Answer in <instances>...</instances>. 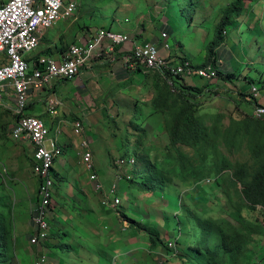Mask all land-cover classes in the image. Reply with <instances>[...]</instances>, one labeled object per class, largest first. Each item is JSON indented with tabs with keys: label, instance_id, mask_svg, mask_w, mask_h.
Segmentation results:
<instances>
[{
	"label": "rangeland",
	"instance_id": "374dc122",
	"mask_svg": "<svg viewBox=\"0 0 264 264\" xmlns=\"http://www.w3.org/2000/svg\"><path fill=\"white\" fill-rule=\"evenodd\" d=\"M4 1L0 0V5ZM75 1L79 4L75 18L60 23L56 28L71 25L73 27L70 30L77 29L90 34L92 29L103 27L116 31L119 23H124L129 26L138 25L142 32L146 35L154 34L155 38H159L166 29L172 28L175 32L174 40H171L172 47L175 41L176 45L187 49L192 57L191 62L196 67H201L209 63V44L214 39L216 27L223 14L229 10L233 0H200L199 7L193 13L183 14L176 29L171 17L175 16V11L171 16L165 12L167 10L162 0ZM126 21L129 23H125ZM224 37V44L216 52L215 58L222 62L219 67L222 68L227 63L232 67L231 71L234 69L238 79H247L249 85L245 88V96L251 101L250 104H245V109L248 113L252 112L262 106L259 104L260 100L264 101V0H247L242 17L226 29ZM44 48L46 45L42 40L36 51H42ZM178 53L184 52L178 50ZM141 69L146 71V75H152L155 80L159 79L158 73L150 72L144 67ZM222 71L220 72L225 77L226 70ZM220 76L218 71V77L213 79L212 83L224 87L220 92L231 97L232 94L226 92L234 88L230 81L239 84L241 80H221ZM75 79L61 83L59 88L62 89V95L77 102L78 89L73 81ZM142 82L145 88L143 92H119L118 89L106 92L102 95L106 101L94 103V107L83 113L91 120L86 121L82 136L73 133V137L68 138V163L63 166L62 177H54L59 206L54 203L49 220L51 235L39 247L31 245L35 236L33 219L38 205V183L32 173L34 151L29 145L16 142L11 137V129L16 122V104L13 91L11 88L7 90L9 92L6 94L9 95L0 104V200H8L12 208L13 253L6 262L0 264H34L40 256L47 258V264H103L108 258L111 264H197L189 262L191 259L185 257L182 249L185 238L189 239L190 243L200 239L198 219L204 222L210 217L222 216L231 220L229 212L239 208L242 209L241 215L245 219L257 225L263 224L264 211L260 208L255 211L244 208L239 188L232 186L228 179L217 178L216 175H210L203 181L193 182L189 186L170 178L155 192L138 191L124 180L119 190L122 205L116 209H105L100 204L93 208L97 194L93 189L90 173L85 171L83 165L79 147L81 138L90 142L96 172L106 192L117 180L118 175H125V168L117 163L119 160L135 156V170L138 173L142 169L144 172L146 162L152 166L162 163V167H165L162 162L164 157L169 153L175 156L174 150L170 152V149H167L170 146L168 114L164 124H161L162 117L152 115L154 108L149 106L148 102L151 100L150 95L154 93L153 86L146 87V82ZM252 84L257 86L259 91V97L256 99L248 90ZM160 87L169 90L166 83H162ZM205 94V97L210 98L209 93ZM237 97L239 100L244 98L239 94ZM208 103L213 107L203 108L207 126L214 124L210 115L213 111H223L230 118L233 111H238L235 103H231V108H227L228 104L222 100ZM67 108L66 104L62 106V113H66L71 119L72 115H69ZM41 109L35 108L33 112H40ZM73 111L82 115L78 109ZM77 120L81 119L74 117L71 121L75 123ZM225 121L220 124L222 130L233 123L230 119ZM53 132H50V138L53 137ZM219 150L233 164L250 163V156L245 147L231 150L221 142ZM61 157L62 160L65 159L66 154ZM149 171L145 173L143 183L149 184L157 176L149 174ZM134 176L136 183L141 182L136 174ZM126 216L136 222L134 227L127 221ZM182 222L185 228H182L183 231L180 230ZM263 233H260L261 237L253 235L248 264H264ZM150 236H156L153 238L155 243L159 238L161 244L157 243L155 248H151ZM169 243L172 246H169Z\"/></svg>",
	"mask_w": 264,
	"mask_h": 264
},
{
	"label": "built area",
	"instance_id": "2783aa9c",
	"mask_svg": "<svg viewBox=\"0 0 264 264\" xmlns=\"http://www.w3.org/2000/svg\"><path fill=\"white\" fill-rule=\"evenodd\" d=\"M79 4L75 0H5L0 5V104L3 93L11 88L14 93L17 121L11 129V137L16 142H25L33 148V175L38 182V205L34 214L35 236L31 241L33 247L43 245L51 235L50 216L54 203V164L63 155V148L50 138V130L45 121L39 117L26 114L32 94L43 91L58 80L76 78L93 59L98 49L107 45L114 52L117 47L131 44L127 64L132 70L144 66L149 71L162 72L173 77L198 78L209 81L218 77L219 59L207 66L196 67L190 60L172 55L169 35L161 34V46L156 42L134 43L127 34L99 29L90 40L72 44L59 58L40 56L31 68L26 56L35 52L45 33L58 24L75 18ZM172 84V83H170ZM173 85V84H172ZM254 98L259 97L257 87L252 89ZM59 102H48V111L57 115ZM253 116L264 118V106H258ZM84 123L77 120L73 124V133L82 136ZM80 154L85 171L90 173L94 189L101 194V205L116 209L122 205L119 196L120 184L134 179L137 158L130 156L117 163L125 168V175L117 180L106 192L96 172L94 155L90 142L81 138ZM125 226V230H126ZM169 246H172L169 243ZM47 258L40 256L34 264H47Z\"/></svg>",
	"mask_w": 264,
	"mask_h": 264
},
{
	"label": "trees",
	"instance_id": "16d2710c",
	"mask_svg": "<svg viewBox=\"0 0 264 264\" xmlns=\"http://www.w3.org/2000/svg\"><path fill=\"white\" fill-rule=\"evenodd\" d=\"M162 1L167 10L165 12H168L170 16L175 11V16H171L174 19V29H176L177 23H181L179 19L183 17L184 13H193L200 5V0ZM246 1L233 0L229 10L223 14L216 27L214 39L210 42L207 50L208 64L214 62L216 52L224 44L226 29L242 17ZM192 17L193 14L190 15L191 20ZM166 33L173 40L175 32L172 28L166 29ZM141 67L144 66H137L138 70L136 71H141ZM156 73L159 76L163 75L162 81L167 84L169 90L166 91L162 88L158 91L157 97L152 101L154 108L152 115L159 113L166 116L168 114L167 130L170 146L167 149H170V152L174 150L175 156L169 153L164 157L162 162L165 163V167H162V163L152 166L146 162L144 172L143 169L138 173L136 170L134 172L142 183H136L135 176L129 183L138 191L152 190L155 192L161 186L163 187L165 181L170 178L179 180L184 186H189L193 182L203 181L210 175H216L217 178L228 179L232 186L239 188L244 208L255 211L259 207L264 211V118L257 120L253 115H250L242 124L233 122L231 126L222 130L220 124L223 117L216 116L214 124L207 126L202 119L195 115L196 106H198L196 94L201 89L179 85L178 80L182 77H173L162 72ZM221 142L231 150L245 147L250 156V163L233 164L219 150ZM148 171L154 177L157 176L154 181L146 184L143 183L145 182L143 178ZM159 182L161 185H158ZM241 210L237 208L229 212L228 216L232 221L222 216L210 217L204 222L198 219L201 230L200 239L194 243H190L187 238L183 240L182 253L187 259H191L189 262L248 264L253 235L259 234L261 228L245 219L241 215ZM126 219L134 227L136 222L128 216ZM182 228L185 230L184 222L181 223L180 230ZM182 233L185 234V232ZM155 237L150 236L151 248H155L157 243L161 244L159 238L155 243V239H153ZM175 244H177L176 238ZM12 253V208L8 200H0V262H6ZM107 263L111 264L110 258L103 262V264Z\"/></svg>",
	"mask_w": 264,
	"mask_h": 264
},
{
	"label": "crops",
	"instance_id": "0c3cea01",
	"mask_svg": "<svg viewBox=\"0 0 264 264\" xmlns=\"http://www.w3.org/2000/svg\"><path fill=\"white\" fill-rule=\"evenodd\" d=\"M125 23H129V22L126 21ZM59 25L60 24H58V26ZM56 27L48 30L42 38L43 43H45L46 45V48H44L42 51H35L31 53L30 55L28 54L26 56V59L28 60L31 68L34 67V63L37 61V59L40 56H50V57L59 58L60 55L66 49H68L72 44L90 40L93 34H95L97 30H99V28L92 29V32L90 34H87L85 32H80L77 29L70 30L73 27L71 25L70 26L67 25L66 28L65 27L63 28V26H61L60 29ZM109 30L114 31L112 28H110ZM116 31L129 35L134 43L156 42V43H159V45L161 46V36L159 38H155L154 34L148 33L146 35L145 32H142L139 29L138 25L129 26L124 23H119L118 30ZM138 38H142V39H138ZM176 44L177 43H175L174 41V46L171 52L172 55L178 58H184V59H188L192 61L190 52H188L187 49L181 48L180 46ZM178 50L183 51L184 53L179 54ZM130 52H131V44H126V45L117 47L114 52H111L107 48V45H105L101 49H98L95 52L93 59L81 71V73L76 77V79L73 80L76 83L75 85L78 89L76 92L78 96L77 102L72 101L73 99L69 98V96L62 95V89L59 88V85L61 83L69 82L66 80H58L54 82L52 86L46 87L43 91L36 92L31 95L29 99V106L27 108L26 114L31 115V116H36V117L43 119L45 123L47 124L50 132L54 131L52 138L58 142L61 148H63V154L64 153L66 154L65 159L62 160V157H60L58 160H56L54 164L53 175L55 178L62 177V171L64 169L63 166L67 165L68 160H69L70 150H68L69 148L67 147V144L69 143L68 138L71 136L73 137L72 134H73V124L74 123H72L71 121L72 118L79 117L81 120H83L84 129H85L86 121H88L90 118L87 117L86 113L85 114L83 113L86 112L85 110H87L88 108L94 107V103L101 101V100H103V102L106 101L105 97H102L104 93L113 92L116 89H118L119 92H125V91L127 92L128 90L132 92L133 91L143 92L145 88H144L142 81H145L146 87L153 86L152 91H154V93L150 95L151 100L150 102H148V105L152 107V101L157 97L158 91L162 89L160 86L163 83L162 81L163 75L162 76L158 75L157 77L159 79L155 80L156 78L153 77L152 75H149V76L146 75L145 74L146 71L132 70L130 66L127 64V57L130 54ZM230 68L232 67H229L226 63L224 66H222V68L219 67L218 71L221 74V76L219 77L221 78V80H226L225 78H227L228 80H231V78L238 80V81L241 80L239 84L236 81L235 82L230 81L232 84H234L233 86L234 88H230L226 92L231 93L232 94L231 97H228L226 96L225 93L223 94V92H220V89L221 88L224 89V87H221L217 83L213 84L212 80L203 81L200 79L198 81L195 78H182L178 80L179 85L182 84L185 87H193V88L201 89V91L196 94L197 95L196 101L198 103V106H196L195 115L196 117L202 119L204 123H205L206 114H204L205 112L203 108L207 107L208 109V106L213 107L212 104L208 103L213 100H222L223 102L228 104L226 106L227 108L232 107L231 103H235L237 107L238 111H233L234 113L232 114V118L228 117L225 112L220 111V110L213 111L212 112L213 114H210L212 115L211 118L214 119V122L216 121V116H222L223 117L221 118L222 124L226 122L225 121L226 119H230L232 122H235V124L236 123L242 124L243 121L248 116L253 115L256 109L255 108L252 112H249V113L246 111L245 104L248 105L250 104V101H251V99H249L248 96H245L246 95L245 88L247 84L249 85V83L247 79H243V80L241 78L238 79L237 74L235 73L234 69L233 71H231ZM223 69L226 70L225 77H223L221 73L223 72L222 71ZM227 87L229 88L230 85H228ZM253 87L254 86L252 84V86H249L248 88V90L251 93H253L252 92ZM7 92L9 91H5L3 93V101H5L6 97L9 95V93L6 94ZM205 93H209L210 98L205 97L206 96ZM238 94L239 96H242L244 98H242V100H239V98L237 97ZM222 95H224L225 97H223ZM52 99H55L56 101L59 102V105L57 107V112H58L57 115H52L48 111V102ZM204 102H205V106H204ZM15 104H16V101H15ZM65 104L68 105L67 109H68L69 115L70 116L72 115V117H70L71 119L67 117L68 115L66 113H62V106H65ZM259 104L264 106V101L260 100ZM38 107L42 108L41 111L33 112V109L38 108ZM111 107L115 108L114 106H111ZM30 108L32 109L30 110ZM77 109L80 111V113H82V115H79V113L78 114L74 113L75 111L73 110H77ZM248 109L250 108L248 107ZM157 115L162 117L161 124L166 123L165 116L163 114L157 113ZM25 144L28 145L27 143ZM93 189H94V185H93ZM96 194H97L95 195L96 203L93 204V208L99 204L101 205V202H100L101 194H98L97 192ZM54 203L57 205V207L59 206L56 200L55 189H54ZM54 203H53V207H54ZM262 223H263L261 224L262 226L258 225L261 228L260 233L264 232V222ZM260 233L257 234V236L261 235Z\"/></svg>",
	"mask_w": 264,
	"mask_h": 264
},
{
	"label": "clouds",
	"instance_id": "9594fccd",
	"mask_svg": "<svg viewBox=\"0 0 264 264\" xmlns=\"http://www.w3.org/2000/svg\"><path fill=\"white\" fill-rule=\"evenodd\" d=\"M257 208H259V207H257Z\"/></svg>",
	"mask_w": 264,
	"mask_h": 264
},
{
	"label": "bare ground",
	"instance_id": "6f19581e",
	"mask_svg": "<svg viewBox=\"0 0 264 264\" xmlns=\"http://www.w3.org/2000/svg\"><path fill=\"white\" fill-rule=\"evenodd\" d=\"M254 117V116H253Z\"/></svg>",
	"mask_w": 264,
	"mask_h": 264
}]
</instances>
